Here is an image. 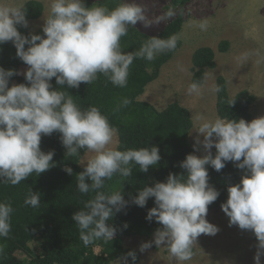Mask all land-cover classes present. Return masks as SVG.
<instances>
[{"label": "clouds", "instance_id": "clouds-1", "mask_svg": "<svg viewBox=\"0 0 264 264\" xmlns=\"http://www.w3.org/2000/svg\"><path fill=\"white\" fill-rule=\"evenodd\" d=\"M25 5V0H0V44L10 41L16 56L28 66L23 73L0 67V184L15 186L33 173L38 176L54 167V152H43L40 142L42 136L60 133L67 157L78 156L81 149L94 154L76 176L77 191L82 195L94 194L72 216L80 239L85 246L97 240L111 241L117 230L109 221L128 201L121 188L105 192V182L116 175L132 176L133 165L147 172L160 161L159 149L153 145L119 150L118 130L109 118L96 106L82 109L64 86L79 88L81 83L90 85L103 76L113 86L126 87L135 59L153 61L158 55L175 50L178 37H152L135 52L123 51L121 38L128 35L130 26L145 20L144 9L126 0H119L112 8L86 7L84 0H50L43 36L31 32L25 36L18 31V27H28ZM171 15L173 12L169 10L166 16ZM208 23L205 19L198 26L206 30ZM21 74L27 84L9 86L10 78ZM52 78L59 87H53ZM212 91L219 93L221 88L213 85ZM201 92L200 84H190V95ZM130 102L123 98L120 107ZM233 103L234 99L228 105ZM196 119L194 152L202 146L205 154L186 155L180 163L186 174L169 173L164 182L144 186L132 197V203L139 207L154 198L155 206L148 210L146 219H154L161 225L155 230L153 240L142 243L139 251L155 245L166 247L170 257L177 261L192 260L197 238L219 231L206 219L208 206L220 195L209 184L206 166L219 172L226 162H233L245 174L238 184L227 188V200L220 207L229 218L230 226L236 225L254 234L258 243L253 260L254 264H261L264 256V116L246 121L220 116L209 119L201 114ZM213 147L215 155L211 151ZM64 171L72 174L70 167ZM24 203L38 208L40 193L29 190ZM13 211L10 202H0V239L9 238ZM3 252L4 245L0 244V254ZM127 257L135 264L134 251H129Z\"/></svg>", "mask_w": 264, "mask_h": 264}, {"label": "trees", "instance_id": "trees-1", "mask_svg": "<svg viewBox=\"0 0 264 264\" xmlns=\"http://www.w3.org/2000/svg\"><path fill=\"white\" fill-rule=\"evenodd\" d=\"M185 1L180 0L181 3ZM116 3L118 0H104L96 4L84 0L86 7L105 5L112 8ZM25 7L27 21L36 20L42 15L43 6L38 1H27ZM181 25L182 18L178 16L156 37L168 38L176 35ZM42 27L36 32H31L28 27H18V31L25 36L29 32L43 36ZM149 39L130 26L128 35L121 38V46L125 52H135ZM226 49L227 43L219 44V51L224 52ZM175 50L160 54L153 61L135 59L130 66L127 86L123 88L113 86L103 76L90 85L81 83L79 88L64 86L82 109L96 106L109 118L112 126L118 130L119 150L153 145L158 147L161 159L154 166L155 182H164L169 173L186 174L180 163L186 155L195 154L189 142L192 121L185 108L172 103L165 109L157 111L152 105L138 101L146 85L157 78L160 68L172 57ZM213 57V52L209 48H200L194 52L192 83H202L204 70L212 69L215 65ZM0 67L17 71L20 67L28 66L16 56V49L9 41L0 44ZM19 83L27 84L23 75H15L9 80V86ZM51 83L54 88L59 87L55 84V78H52ZM216 85L221 88V91L216 93L217 115L228 119L243 118L251 121L250 106L255 100L254 97L244 90L234 98H229L223 77L217 78ZM123 98L131 101L126 107H120ZM233 99V105L229 106L228 102ZM40 148L45 153L54 152V167L38 176L33 173L15 186L0 184V202H10L14 209L9 238L0 239V244L4 245V252L0 254V264H24L25 259L31 255L28 242L35 237L40 241L43 255L31 259L30 264H111L118 258H124L133 264L131 258L127 257L129 251L136 253L135 264L138 263V252L125 248L123 238L134 236L149 238L161 227L154 219L152 221L146 219L148 210L155 206L154 198H149L144 207L132 203V197L137 195L138 190L147 186V174L152 167L147 172H141L138 165H133L132 176L122 178L116 175L105 182L103 189L105 192L121 188L128 204L109 221L117 230L111 241L97 240L85 246L72 216L83 207L84 201L94 195L93 193L82 195L76 188V176L84 170L78 163L87 150L81 149L78 156L67 157L58 132L42 136ZM211 151L215 155V148ZM65 167L72 169L71 175L64 171ZM206 167L209 184L220 193L217 200L208 206V211L220 210V205L225 203L228 197L227 188L240 182L244 170L236 168L233 162H226L225 167L219 172L211 166ZM29 190L40 193L41 204L38 208L25 205L24 200ZM251 234L257 241L254 234L252 232ZM95 246L98 247L97 254L94 252ZM18 253L22 254L24 259L19 258Z\"/></svg>", "mask_w": 264, "mask_h": 264}, {"label": "rangeland", "instance_id": "rangeland-1", "mask_svg": "<svg viewBox=\"0 0 264 264\" xmlns=\"http://www.w3.org/2000/svg\"><path fill=\"white\" fill-rule=\"evenodd\" d=\"M30 0H25V2ZM42 4V15L28 21V29L36 32L44 24L48 15L50 0H35ZM96 4L104 0H89ZM119 2V0H118ZM138 4L144 9L145 20L137 22L133 27L148 38L158 36L161 31L178 16L182 18L177 48L172 57L160 68L157 78L146 85L138 101L152 105L157 111L165 109L172 103L185 108L190 115L192 128L189 133L191 147L197 136L196 117L203 115L215 119L216 93L212 91L218 77H223L229 98H234L241 91H248L254 102L250 106L252 119L264 116V0H126ZM171 10L173 15L166 16ZM209 21L206 30L198 26L200 21ZM227 43L224 52L219 51V44ZM200 48H209L213 52L214 67L204 70L201 94H189L193 76L192 56ZM26 70L20 67L17 71ZM22 75V74H21ZM118 142V135L116 137ZM202 139V137H201ZM214 148V147H213ZM212 148V149H213ZM211 149V150H212ZM194 150V148H193ZM202 146L195 155H204ZM94 155L85 152L79 160V167L84 168L87 160ZM155 167L147 174V186L155 183ZM245 172H243V175ZM206 219L218 227L215 235H200L194 246L192 260L180 262L170 257L166 247H155L140 252V245L153 240L134 236L123 238L125 248L134 249L139 254L136 264H254L257 241L248 230H242L236 225H229V218L220 210L208 211ZM31 255L24 264H30L31 259L41 257L38 237L28 242ZM98 253V247H94ZM19 258L24 259L18 253ZM111 264H130L124 258H118ZM264 264V256L261 257Z\"/></svg>", "mask_w": 264, "mask_h": 264}]
</instances>
